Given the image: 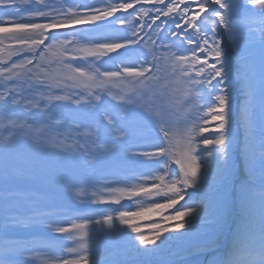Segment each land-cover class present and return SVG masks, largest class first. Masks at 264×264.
I'll list each match as a JSON object with an SVG mask.
<instances>
[{
	"label": "snow or ice",
	"instance_id": "1",
	"mask_svg": "<svg viewBox=\"0 0 264 264\" xmlns=\"http://www.w3.org/2000/svg\"><path fill=\"white\" fill-rule=\"evenodd\" d=\"M23 3L25 15L18 16V0H0V12L10 17L0 21V264H28L20 259L23 252L51 247L46 240L13 238L9 233L17 226L42 227L48 217L58 215L36 206L31 195L16 185L9 161L12 149L26 141L38 150L71 154L95 168L129 138L125 123L129 106L142 109L152 123V150L127 153L136 168L112 173L93 186L90 203L104 209L90 210L95 219L77 216L67 226L47 224L45 231L66 234L74 246L64 249L66 257L42 259L41 264H122L117 257H100L92 251L90 239L97 226L126 236L136 251L159 249L212 227L227 246L225 258L213 264H233L228 253L235 254L240 241L255 231L248 202L257 180L260 243L246 264H264V123L258 131L248 62L258 43L264 98V26L246 36L234 27L241 11H252L264 20V0ZM225 38L241 69L245 129L241 155L249 177L240 188L241 211L234 226L212 200L201 199L194 207L186 201L176 207L185 195L206 188L210 173L227 182L233 172L237 133ZM165 93L179 94L189 105L180 126L162 107L149 102ZM83 115L91 116L95 127L84 125ZM209 116L215 124L211 131ZM53 126L62 131H53ZM72 187L77 198L84 194L85 190ZM133 204L135 209L128 210ZM152 213L159 222L152 220L146 234L137 221Z\"/></svg>",
	"mask_w": 264,
	"mask_h": 264
},
{
	"label": "trees",
	"instance_id": "2",
	"mask_svg": "<svg viewBox=\"0 0 264 264\" xmlns=\"http://www.w3.org/2000/svg\"><path fill=\"white\" fill-rule=\"evenodd\" d=\"M18 6L21 8V12L19 14H17L18 16H23L25 15V13H23L26 10V5L23 3V0H18ZM243 16H245L246 12L242 11ZM257 16L253 15V23H257L259 22L258 19L256 18ZM10 17L5 16L3 17V13L0 12V21H4L7 22V20ZM247 21V20H246ZM241 22L237 23V27H241ZM225 41H227V38L225 39ZM258 44V43H257ZM226 45V43H225ZM227 47V45H226ZM228 51V48H227ZM233 55V54H232ZM235 62H236V70H235V75L236 78L239 82V87H240V92L242 95L241 98V102L244 99V95H243V88H242V82L240 79V74H241V69L240 66L237 62V60L235 59V57L233 56ZM228 64L230 66V69L232 71V62L230 60L229 54H228ZM258 64H260V60L258 62ZM231 71L229 74V85L232 89V96H233V100H234V104H233V108H234V122H233V127L234 130L237 133V140L233 145V150H232V158H231V163H232V168H233V172L231 175L232 179L237 173H238V153H237V147H238V141L240 139V136L242 134L241 131L243 130V138L245 137V129L241 126V111L239 110V117H240V121L238 120V122H240V126L237 124V120H236V115H237V105H238V99L236 98L237 93H236V85L234 83V81L232 80V75H231ZM261 68H257L256 72L258 74H260ZM249 78L252 81L253 78H251V72H249ZM240 102V104H241ZM208 121H209V127H210V131L215 127L214 122L211 121V117H208ZM205 136H208V134L206 133ZM208 138H211L210 136H208ZM211 147V146H209ZM242 156V155H241ZM243 159V158H242ZM244 162V161H243ZM207 163L211 166L212 165V161L211 160H207ZM245 165V164H244ZM225 183L224 181L215 178L214 175L212 173H210L209 175V183L208 186L204 189L201 190H194L192 192L191 197H194V201L198 202L201 199H205V200H212L215 203H218L221 201V199L225 196L228 195V192H225ZM190 198L188 195H185V200L183 201H179L178 205H176L177 208H179L180 205L184 204L185 201ZM194 207V206H193ZM182 210V209H181ZM185 219H187V217H185ZM152 220H156L157 222H159L158 216L156 213H152L149 216H146L144 218H142L141 220L137 221L140 225L141 230H147L149 227V223ZM169 223H173V222H169ZM148 234V233H146ZM112 242L116 243V239L120 238V242H119V252L116 253L114 255V257L119 258L120 260H123L124 258H126V261H130L131 264H167V262L169 260H174L177 262V264H179L178 260H177V256L180 255L183 251L191 249L192 246L197 243V240H194V237H188V238H181L179 240L173 241L171 243H168L166 245L161 246V248L159 249H154L153 248H149L148 250H141V251H136L130 244L129 239L120 234L119 232H113L112 233ZM106 246L102 245L101 246V252L105 251ZM110 252L105 251L103 253V255L101 257H108ZM125 254V257H123ZM162 255H165L168 259H164Z\"/></svg>",
	"mask_w": 264,
	"mask_h": 264
},
{
	"label": "rangeland",
	"instance_id": "3",
	"mask_svg": "<svg viewBox=\"0 0 264 264\" xmlns=\"http://www.w3.org/2000/svg\"><path fill=\"white\" fill-rule=\"evenodd\" d=\"M258 175H259V170L257 169V176ZM248 179H249L248 177H246V178L244 177V179L241 180L240 185L241 184H245L248 181ZM253 194L255 195V197H259V183H258V180L253 185ZM240 211L238 210L239 214H240ZM261 212H262L261 207H258L254 212H252V211L250 212L251 215H252L253 221L256 222L258 219H260L259 222H258V225L259 226L261 224V218H259L258 214L261 215ZM239 214L237 215V218L239 217ZM232 219H233L232 214H229V215L226 216L225 221L229 225H231L229 222ZM248 235L251 236V239H252V242L253 243H257L258 244L260 242V240H259V234H255V233H250L249 232ZM253 237H255V239H253ZM216 238H218V235L216 236ZM215 244L216 245L217 244L220 245V242L217 241V240H214V239H209L205 243H203V246H214ZM242 245H243V242L240 241L239 246H238V251L235 254H231V253L228 254V256L232 260L233 264H235V263H237V264H240V263L246 264V261L250 258V255L249 254H250V252H251L252 249L250 251L246 252V250L244 249V246H242ZM215 257H216V255H214L212 257V259H215ZM185 258H187V260ZM184 259H185L184 264H193L195 262L192 259H188V253L182 255L181 260H184Z\"/></svg>",
	"mask_w": 264,
	"mask_h": 264
},
{
	"label": "bare ground",
	"instance_id": "4",
	"mask_svg": "<svg viewBox=\"0 0 264 264\" xmlns=\"http://www.w3.org/2000/svg\"><path fill=\"white\" fill-rule=\"evenodd\" d=\"M221 247L223 248V246L221 245ZM217 249V245L216 246H205L203 247L199 252H197V254L192 255V257H194V263L193 264H213L212 259H210L212 257V253L215 252L218 255H223V251H221V249L219 250V252L216 251ZM214 253V254H215ZM211 256V257H209ZM208 257V259H207ZM193 260V259H192Z\"/></svg>",
	"mask_w": 264,
	"mask_h": 264
}]
</instances>
